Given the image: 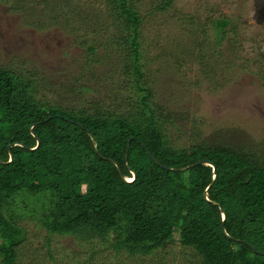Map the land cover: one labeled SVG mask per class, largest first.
Returning <instances> with one entry per match:
<instances>
[{"label":"trees","instance_id":"1","mask_svg":"<svg viewBox=\"0 0 264 264\" xmlns=\"http://www.w3.org/2000/svg\"><path fill=\"white\" fill-rule=\"evenodd\" d=\"M100 1L113 29L105 41L99 10L84 2L17 1L37 16L27 20L36 29L60 24L87 47L92 57L82 66L86 80L88 69L105 63L108 46L116 55L111 69L120 64L135 89L113 87L82 106L46 96L38 75L0 66V264H16V248L26 239L15 210L23 202L37 208V220L50 234L101 236L116 252L154 253L179 230L180 243L195 251L200 264H264V156L222 142L175 143L165 130L169 117L144 79L138 8L133 0ZM232 21L216 16L206 23L216 33L215 40L206 33L199 41L206 76L212 68L206 51H215L236 28ZM259 56L264 60L262 50ZM83 76L74 94L90 90L80 84ZM202 159L215 164L214 174L211 164H196ZM46 193L44 208L29 200Z\"/></svg>","mask_w":264,"mask_h":264},{"label":"rangeland","instance_id":"2","mask_svg":"<svg viewBox=\"0 0 264 264\" xmlns=\"http://www.w3.org/2000/svg\"><path fill=\"white\" fill-rule=\"evenodd\" d=\"M17 1L0 0V66L38 75L46 96L82 106L91 98L105 97L113 87L134 91L132 75H123L120 64L111 69L116 55L108 46L105 63L88 69L86 80L82 66L92 57L87 47L79 40L74 42V35L60 24L36 29L27 20L37 16L24 11ZM77 1L99 10L104 22L100 40L105 41L113 32L106 5L100 0ZM133 1L142 18L144 79L152 100L169 117L164 125L174 142H222L264 156V84L260 76L264 60L259 56V51L264 53V0H172L164 8L163 0ZM216 16L231 17L236 28L228 29L215 51H206L212 67L206 76L201 70L204 60L198 56L199 41L206 33L215 40L216 33L206 23ZM57 19L63 21L61 15ZM199 23H204L203 31L197 27ZM233 60L234 67L227 68L225 63ZM82 76L85 81L80 84L86 83L90 90L74 94L73 87ZM40 195L29 200L44 208L50 194ZM15 210L20 214L18 221L27 228L26 239L16 248V264H200L195 251L180 243L179 230L154 253L126 254L114 251L101 236L83 240L72 234H50L37 220V208L31 202L20 203Z\"/></svg>","mask_w":264,"mask_h":264},{"label":"water","instance_id":"3","mask_svg":"<svg viewBox=\"0 0 264 264\" xmlns=\"http://www.w3.org/2000/svg\"><path fill=\"white\" fill-rule=\"evenodd\" d=\"M36 145H38V140H36ZM198 163H208V164H211V166H212V173L214 174V172H215V164L212 162V161H210V160H208V159H202V160H200L199 162H197L196 164H198ZM195 165V164H194ZM186 166H182V167H179V168H185ZM172 169H176L175 167H171ZM133 175H134V173H133ZM127 180H130V179H127ZM207 189L208 188H206V190H205V193L207 192ZM221 213H222V218L224 217V212H223V210L221 209Z\"/></svg>","mask_w":264,"mask_h":264}]
</instances>
